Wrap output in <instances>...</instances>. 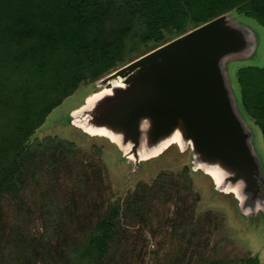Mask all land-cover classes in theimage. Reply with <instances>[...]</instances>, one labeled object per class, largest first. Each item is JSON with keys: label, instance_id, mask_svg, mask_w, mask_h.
Masks as SVG:
<instances>
[{"label": "rangeland", "instance_id": "rangeland-1", "mask_svg": "<svg viewBox=\"0 0 264 264\" xmlns=\"http://www.w3.org/2000/svg\"><path fill=\"white\" fill-rule=\"evenodd\" d=\"M235 16L258 43L252 57L228 64L238 96L237 71L264 67V28L251 18ZM94 84L80 82L33 138L70 145L60 143L52 151L32 154L21 171V187L1 195L0 264H65L68 249L86 237L113 203L119 205V223L103 264L233 263L251 258L264 264V214L241 216L232 196L215 192L207 176L192 172L189 150L181 153L172 146L132 173L108 140L87 137L67 123ZM245 120L264 171L262 136ZM48 204L60 212L57 234L45 224ZM130 204H135V212L138 208L137 214L127 209ZM55 251L60 257L48 261L46 254Z\"/></svg>", "mask_w": 264, "mask_h": 264}, {"label": "trees", "instance_id": "trees-1", "mask_svg": "<svg viewBox=\"0 0 264 264\" xmlns=\"http://www.w3.org/2000/svg\"><path fill=\"white\" fill-rule=\"evenodd\" d=\"M224 14L251 18L264 28V0H0V197L21 187V171L32 154L70 145L33 138L80 82L95 83ZM236 83L238 109L264 142V67L240 68ZM135 204L127 209L134 211ZM43 215L57 234L60 212L48 204ZM118 223L119 205L113 203L68 249L65 264H103ZM54 253L46 259L60 257Z\"/></svg>", "mask_w": 264, "mask_h": 264}, {"label": "water", "instance_id": "water-1", "mask_svg": "<svg viewBox=\"0 0 264 264\" xmlns=\"http://www.w3.org/2000/svg\"><path fill=\"white\" fill-rule=\"evenodd\" d=\"M257 46L249 27L221 15L95 82L66 121L108 140L132 173L172 146L189 150L192 172L232 196L241 216L264 214V171L227 69Z\"/></svg>", "mask_w": 264, "mask_h": 264}]
</instances>
